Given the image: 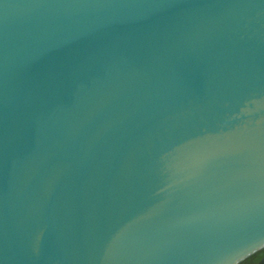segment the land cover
Listing matches in <instances>:
<instances>
[{
  "label": "water",
  "instance_id": "95a60500",
  "mask_svg": "<svg viewBox=\"0 0 264 264\" xmlns=\"http://www.w3.org/2000/svg\"><path fill=\"white\" fill-rule=\"evenodd\" d=\"M0 264H264V0H0Z\"/></svg>",
  "mask_w": 264,
  "mask_h": 264
}]
</instances>
